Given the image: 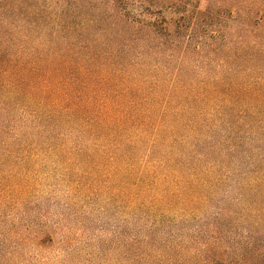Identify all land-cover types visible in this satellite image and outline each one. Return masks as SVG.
<instances>
[{"label":"trees","instance_id":"16d2710c","mask_svg":"<svg viewBox=\"0 0 264 264\" xmlns=\"http://www.w3.org/2000/svg\"><path fill=\"white\" fill-rule=\"evenodd\" d=\"M39 1L0 0V94L2 89L9 92L0 101L2 120L12 106L21 107L19 98L44 105L43 96L37 95L43 83L51 89L52 105L64 118L80 121L95 147L106 149L115 164L124 141L139 145L151 140L153 148L183 141L180 129L195 134L198 120L208 126L210 120L220 125L233 118L230 126L241 127L234 138L224 140L226 149L215 147L224 157L226 151H237L236 141L249 145L264 138V0H95V19L79 23L81 0H52L51 10ZM207 1L235 15L225 19L208 12L203 6ZM94 25L93 36H85V29ZM46 27L57 38L46 41L48 53L14 51L16 38L27 39L35 28L42 36ZM191 54L203 64L215 65L212 70L199 66L198 82L183 76L184 61ZM9 96L15 97L14 104L7 102ZM183 111L190 119L183 121ZM172 119L179 122L171 124ZM196 134L208 140L207 132ZM261 150L244 149L252 163L241 180L257 193L264 187ZM199 154L188 170L195 180L201 178L196 171L204 155ZM148 159L144 168L152 169L150 177L158 181V167L167 163L162 157ZM150 189L149 195L155 197L157 188L153 184ZM164 196L157 204L170 205ZM258 207L264 211V199ZM246 210H253L251 202L241 213ZM222 246L210 243L205 259L136 260L138 264H264V245L239 242L234 255Z\"/></svg>","mask_w":264,"mask_h":264},{"label":"rangeland","instance_id":"374dc122","mask_svg":"<svg viewBox=\"0 0 264 264\" xmlns=\"http://www.w3.org/2000/svg\"><path fill=\"white\" fill-rule=\"evenodd\" d=\"M94 1L81 0L78 23L95 19ZM38 5L54 8L52 0H40ZM203 6L225 19L235 15L208 1ZM96 29V25L85 29L84 35L91 38ZM35 30L27 39L16 38L15 52H49L46 41L57 38L48 27L41 32L43 37ZM204 42L209 44V39ZM190 57L184 61L185 80L198 82L199 66L215 67L196 60L197 55ZM38 86L44 105L19 98L20 108L12 106L3 120L0 115V264H138L141 257L205 259L213 242L226 246L230 255L237 252L239 242L264 245V211L258 209L264 187L257 193L241 181L252 163L244 149L263 153L264 138L249 145L236 141L237 151H226L224 157L215 147L226 149L224 140L234 138L241 127L230 126L233 118L220 125L210 120L208 126L198 120L196 133L207 132V141L181 129L183 141L154 148L151 140L139 145L124 141L115 164L106 149L95 147L80 121L64 118L52 105L50 87ZM6 92L2 89L0 101ZM14 98L9 96L7 102L14 104ZM190 117L183 115V121ZM199 153L204 155L196 171L201 178L195 180L188 170ZM148 157H162L167 163L158 167V181L150 177L152 169L144 168ZM168 167L180 171L173 173ZM153 184L155 197L149 195ZM164 194L170 205L157 204ZM249 202L253 210L241 213ZM235 211L240 214H227Z\"/></svg>","mask_w":264,"mask_h":264}]
</instances>
